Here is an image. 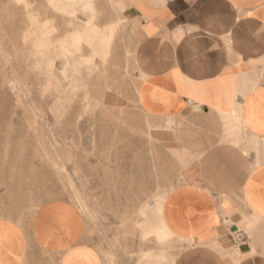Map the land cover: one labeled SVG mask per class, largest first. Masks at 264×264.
Listing matches in <instances>:
<instances>
[{"label": "rangeland", "instance_id": "1", "mask_svg": "<svg viewBox=\"0 0 264 264\" xmlns=\"http://www.w3.org/2000/svg\"><path fill=\"white\" fill-rule=\"evenodd\" d=\"M136 33L110 0H0V218L65 200L107 264H172L180 167L139 112Z\"/></svg>", "mask_w": 264, "mask_h": 264}, {"label": "crops", "instance_id": "2", "mask_svg": "<svg viewBox=\"0 0 264 264\" xmlns=\"http://www.w3.org/2000/svg\"><path fill=\"white\" fill-rule=\"evenodd\" d=\"M110 1L137 26L139 112L180 167L172 264H264V0ZM84 234L65 200L0 218V264H107Z\"/></svg>", "mask_w": 264, "mask_h": 264}, {"label": "built area", "instance_id": "3", "mask_svg": "<svg viewBox=\"0 0 264 264\" xmlns=\"http://www.w3.org/2000/svg\"><path fill=\"white\" fill-rule=\"evenodd\" d=\"M236 238H237L239 241L243 240V239H244V236H243L242 232H238L237 235H236Z\"/></svg>", "mask_w": 264, "mask_h": 264}, {"label": "bare ground", "instance_id": "4", "mask_svg": "<svg viewBox=\"0 0 264 264\" xmlns=\"http://www.w3.org/2000/svg\"><path fill=\"white\" fill-rule=\"evenodd\" d=\"M88 28V27H87Z\"/></svg>", "mask_w": 264, "mask_h": 264}]
</instances>
